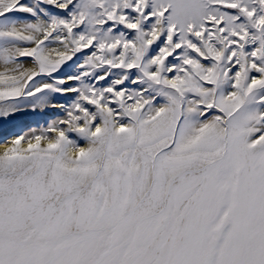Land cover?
<instances>
[{"label":"snow or ice","instance_id":"obj_1","mask_svg":"<svg viewBox=\"0 0 264 264\" xmlns=\"http://www.w3.org/2000/svg\"><path fill=\"white\" fill-rule=\"evenodd\" d=\"M0 264H264V0H0Z\"/></svg>","mask_w":264,"mask_h":264}]
</instances>
